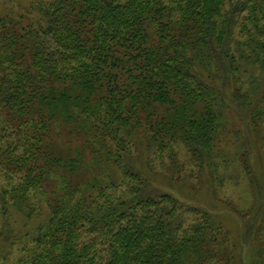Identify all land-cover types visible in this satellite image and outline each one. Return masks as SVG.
Segmentation results:
<instances>
[{
    "label": "trees",
    "instance_id": "16d2710c",
    "mask_svg": "<svg viewBox=\"0 0 264 264\" xmlns=\"http://www.w3.org/2000/svg\"><path fill=\"white\" fill-rule=\"evenodd\" d=\"M0 7V264H264L154 179L214 192L230 100L262 129L264 0Z\"/></svg>",
    "mask_w": 264,
    "mask_h": 264
},
{
    "label": "rangeland",
    "instance_id": "374dc122",
    "mask_svg": "<svg viewBox=\"0 0 264 264\" xmlns=\"http://www.w3.org/2000/svg\"><path fill=\"white\" fill-rule=\"evenodd\" d=\"M10 1L0 0V3ZM241 75L244 92L250 91L251 86L258 87L264 84L260 73L256 75V81H253L256 83L249 80L251 78L249 75ZM262 90L264 91V86ZM254 102L255 100L252 103L254 104ZM227 106L225 122H228L231 131H236V137L232 138L233 135L230 134V138L235 141V147H239L243 143L246 144L247 151L243 149L242 153H237L236 156L226 152L217 158L219 165L217 180L219 174L221 177L215 188L216 191L213 192L204 185L205 175L198 176L197 180L194 176H190L186 184L176 182H169L172 183L169 184L165 178L159 176H154V179L157 180H155L157 186H165L168 188V192L180 200L189 205L204 208L216 215L229 231V241L232 243V247L236 245L239 254L247 258V254L254 255L257 247L255 243L259 242L257 229L262 228L264 231V143L260 135V133L264 135V130H262L264 129V115L257 120L262 128H258L257 132L252 125L248 110L245 111L239 102L235 103L230 100ZM243 153L249 155L247 160L250 172L244 170L246 158L242 157ZM256 178H258L257 184ZM254 214L255 218L258 217L256 230H253L255 220L249 222ZM260 234L264 237L263 232ZM236 254L238 255V253ZM10 264H14L13 259Z\"/></svg>",
    "mask_w": 264,
    "mask_h": 264
}]
</instances>
